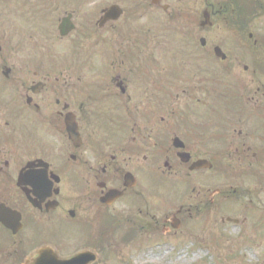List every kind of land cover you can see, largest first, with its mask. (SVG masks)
<instances>
[{
    "label": "flooded vegetation",
    "instance_id": "obj_1",
    "mask_svg": "<svg viewBox=\"0 0 264 264\" xmlns=\"http://www.w3.org/2000/svg\"><path fill=\"white\" fill-rule=\"evenodd\" d=\"M9 1L0 0V7L9 4ZM124 1H129L131 6L128 16L133 17L129 21L132 26H136L134 16L137 13L144 14V11L147 13L156 9L159 14L168 17L182 11L177 9L180 0H18V4L22 6L23 15H26L24 19L30 22L28 27L47 33L40 42L42 46L50 45L53 37L55 40L74 37V45L88 47L90 33L93 31L90 30L89 13L94 11L98 15L95 21L98 29H104L107 25L110 27L119 19L112 21L106 18L107 11L118 6L124 15ZM195 4L197 20L193 25L194 45H190L192 39L187 41L184 38L188 33H183L175 48L183 53L185 48L193 46L197 50V61L203 60L202 56L212 60L215 72L211 69L209 75L213 74L217 80H213L215 83L210 86L220 85L218 90L222 91L228 80L236 82L227 86V89L242 91L239 96L242 103L236 105L235 93L232 95L233 105L219 107L214 103L212 111L225 110L224 116L227 117L219 122L220 131L215 128L216 122L211 120L181 122L179 113L178 135L174 137L177 140L172 139L173 150L169 149V153H165L167 142L163 143L164 137L159 134L155 136L158 147L154 151H159L161 155L158 158L155 155H144L142 148L137 147V134L143 141L150 139V135L146 136L145 130L143 136L140 133L137 118H134L135 105L130 107L131 96L124 95V91H115L121 83L119 73H116L115 59L109 64V69L114 71V79H110L111 84L103 89L114 91H55L58 86L53 88L54 91H43L48 85V78L44 76L43 81H39L43 82L44 87L34 94L29 89L31 97L25 98L26 106L34 113V133H31L34 144L24 149L31 152L11 154L8 151V141L24 135V110L18 104L11 108L7 104L5 107L10 113L8 121H3L6 128L11 130L16 118L20 125L17 135H3L0 138V251L3 250L0 258L3 255L10 258L7 251H12L11 262L0 260V264H16L15 261L17 264H25L27 257L36 256L42 248L50 250L60 260L90 252L95 257L90 263L93 264L97 261L98 252L103 251L105 231L111 232L115 225L125 224L121 227L125 232L127 225L135 226L136 219L139 221L137 230L155 231L161 222V232L165 236L178 235L185 225L184 215L191 216L193 207L200 203L209 207L216 200L229 199L228 194L217 189V175L224 171L218 157H241L250 151L252 157H258L264 152V77L262 82L258 77L264 76V0H195ZM0 15V27H3L8 14L1 12ZM143 17L146 16L140 20ZM221 25L225 26L226 39L222 42L209 39L214 29H219ZM145 26L148 31H140L145 32V42H148L153 30L149 29L148 23ZM60 30L68 33L61 37ZM111 30L114 31L115 27H111ZM170 31L165 26L160 33L156 30L155 37L167 42L165 38ZM114 40L117 39L112 37ZM98 43L96 40L94 44L98 46ZM40 44L31 46L39 48ZM102 45L104 56H115L116 45L103 42ZM216 47L222 50L225 59L215 55ZM14 70L9 68L8 78ZM40 72L35 71L34 77L37 78ZM55 79L59 80L58 77ZM54 84L58 85L56 81ZM185 84H189V80ZM186 92L196 93L189 89L180 91V95ZM214 95L217 96L215 90L208 93L211 99H214ZM258 95L260 98L256 97ZM34 99L38 100L34 103ZM103 106L107 107V112L113 117L114 114L120 117L121 111H125L126 116L117 122L113 121L103 113ZM164 106L162 103L161 107ZM68 113L77 122L81 142L77 148L68 140L65 130L64 118ZM82 122L86 126L92 124L105 127V140L103 134H100V140L97 136L96 140L93 139ZM159 122L163 123V119ZM147 124L160 130L157 121H147ZM53 129H58L63 138L65 151H55L53 143L46 140L45 137L51 138V135L44 133L49 134ZM253 136H257L260 141L258 148L249 142ZM197 139L198 152L205 156L197 155L192 149ZM201 142H206V146ZM218 144L223 145V150L218 149L216 152ZM182 153L190 155L189 162H183ZM198 160H207L211 168L190 170L192 163ZM253 164L248 163L251 166ZM153 174L159 175L161 179L153 178ZM162 179L172 184L184 182L191 188L190 193L186 191L188 209L180 206L179 199V206H162L156 212L149 210L146 203L147 189L152 184H161ZM131 233L128 235L131 236ZM5 240L10 241L9 246H5Z\"/></svg>",
    "mask_w": 264,
    "mask_h": 264
},
{
    "label": "rangeland",
    "instance_id": "obj_2",
    "mask_svg": "<svg viewBox=\"0 0 264 264\" xmlns=\"http://www.w3.org/2000/svg\"><path fill=\"white\" fill-rule=\"evenodd\" d=\"M128 2H123L124 15L120 8L122 11L120 17L122 15L123 17L114 22L116 24L110 27L107 25L104 29H98L95 25L98 15L94 11L89 13L90 30L93 31L90 33L88 47L74 45V37L67 40H55L53 37L50 45L42 46L40 42L44 40L47 33L32 26L28 27L30 22L24 19L26 15H23V9L19 6L18 0H10L9 4L0 7V13L8 14L7 20L3 18L6 20L5 25L0 27V138L3 135L7 137L17 135L20 125L18 118L15 119L11 130L4 125L3 121H8L10 118V113L5 108L7 104L10 108L18 104L24 110V135L8 141L7 149L11 154H26L32 151L24 149L34 144L33 134H31L34 133V113L25 104L26 96L31 97L29 89L33 84L43 81L42 78L45 76L48 78V85L43 91H54L53 88L56 89L57 86L60 90L55 91H114L113 89L103 90L109 85L110 79H114V71L109 69L112 59L116 60V73H119L118 77L121 79L120 89L116 87L115 91L122 89L124 95L131 96L130 107L133 108L135 105L134 118L135 120L137 118L140 133L143 136L145 130V135H150V139L143 141L137 134V147L142 148L144 155L161 157L159 151H154L158 147L155 142L158 140L155 137L158 134L164 137L163 143L167 142V149L164 152L169 153V149H172V139L178 135L179 113L181 122L195 121L196 123L211 120L216 122L215 128L220 131L219 122L227 117L222 116L219 110L212 111L214 103L219 107L225 104L233 105L234 93L237 95L236 105L242 103L239 99L242 91L227 89V86L236 82L231 80L225 82L226 91L223 89L219 91L220 85L217 84L210 86L211 83H215L212 82L213 80H217L213 74L209 75L211 69L215 72L212 60L209 61L202 56L203 60L197 61L195 58L197 50L193 46L185 48L183 53H179L175 48L183 33H188L184 38L187 41L192 39L189 43L194 45L193 25L197 20L194 11L195 0H180V6L177 9L182 11L168 17L159 14L160 12L156 9H151L147 13L144 11V14L137 13L134 16L136 26H132L129 22L133 17L128 16L131 12ZM142 16L146 17L140 20ZM146 23L149 29L153 30V35L148 42H145V32H142L148 31L145 28ZM165 26L171 29L165 38L167 42L155 37L156 30L160 33ZM111 27H115V30L112 31ZM78 35L81 36V33ZM226 36L225 26L221 25L219 29H214L209 39L222 42ZM112 37L117 40L112 41ZM96 40L99 41L98 46L94 44ZM102 42L113 46L119 42L115 46L114 57L112 54L103 55ZM38 43L39 48L31 46ZM165 43L169 45L168 48ZM224 46L227 47V45ZM255 53L258 51L255 50ZM4 67L15 69L11 71L9 78L4 79ZM35 71H41L37 78L34 77ZM258 77L262 82L264 76ZM187 80L189 84H185ZM55 81L58 85L54 84ZM189 89L196 93L186 92L180 95V91ZM214 90L217 97L211 99L208 93ZM256 97L260 98V95ZM53 98L54 96L51 98V104ZM37 100L34 99L33 102ZM162 103L165 104L164 107H161ZM102 110L109 119L116 122L126 116V112L121 111L120 117H116L117 114L113 117L107 112L106 106H103ZM52 112L53 109L50 115ZM161 119L163 123L159 122ZM147 121H157L160 130L153 125H148ZM81 124L93 139L96 140L97 136L100 140V134H103V141L105 140V127L92 124L86 126L85 122ZM258 133L262 135V132ZM44 135H51V138L48 136L45 138L53 143L55 151L66 150L58 129H53L51 133H44ZM222 135L226 136L225 133ZM198 140H194L192 149L197 155L205 156L198 152ZM249 142L257 147L260 141L257 136H253ZM201 144L206 146L207 143L201 142ZM218 149L223 150V145L218 144L216 152ZM251 154L250 151L248 155L241 157H233L234 155L218 157L224 169L218 175L224 183L216 179V183H220L217 189L223 190L230 197L224 201L216 200L209 207L203 203L193 207L191 216L184 215L186 221L180 234L165 236L161 232V222L155 231L137 230L139 221L136 219L135 226L127 225L125 232L121 229L125 224L115 225V229L111 232L105 231L103 251L98 252L97 261L93 264H264V158L258 160ZM260 157H264V154L261 153ZM250 162L254 163L252 172L249 168L245 169ZM259 163L261 168L258 169ZM230 173L236 176L229 177ZM152 177L161 179L156 174ZM256 179L263 183L258 184ZM187 190L190 193L191 188H188L184 182L172 184L167 179H162L161 184H152L148 187L147 206L149 210L156 212L162 206L173 204L179 206L180 199V206L188 209ZM233 190L237 192L232 193ZM124 236L126 238L122 241ZM4 244L9 246L10 241L5 240ZM7 253L12 258L10 249ZM10 258L3 255L0 260L10 263L12 260ZM15 263L17 264L16 261Z\"/></svg>",
    "mask_w": 264,
    "mask_h": 264
},
{
    "label": "water",
    "instance_id": "obj_3",
    "mask_svg": "<svg viewBox=\"0 0 264 264\" xmlns=\"http://www.w3.org/2000/svg\"><path fill=\"white\" fill-rule=\"evenodd\" d=\"M67 124V131L70 135V137L72 139H74V135H75V124L73 123V120H68V122L66 121ZM82 256H77L76 258L70 260V261H66V262H59L57 260H55V258H49L50 260L47 261L46 259H44V255L43 253H40V258L37 259L36 261H34L32 264H75L77 261H79L81 259Z\"/></svg>",
    "mask_w": 264,
    "mask_h": 264
}]
</instances>
